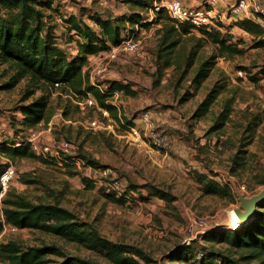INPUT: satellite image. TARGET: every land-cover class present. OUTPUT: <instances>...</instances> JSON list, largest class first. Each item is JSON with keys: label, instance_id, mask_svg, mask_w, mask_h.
Instances as JSON below:
<instances>
[{"label": "rangeland", "instance_id": "374dc122", "mask_svg": "<svg viewBox=\"0 0 264 264\" xmlns=\"http://www.w3.org/2000/svg\"><path fill=\"white\" fill-rule=\"evenodd\" d=\"M194 1L191 0L200 5L205 0ZM224 4L223 0H218L215 14L218 13L219 23L226 31L236 20L229 23L231 5L221 12ZM83 9L122 14L131 11V3L130 0H53L46 12L56 25L60 44L66 46L73 39L61 16L70 13L79 16ZM143 13L146 18L149 13L147 21L153 20L149 18L154 16L150 8ZM84 17L89 22L88 16ZM254 17L264 26V17ZM140 27L137 33L143 39L140 53H120L109 63L108 70L98 75L93 68L103 57V51L89 58L84 68L95 83L119 80L130 86L133 94L118 90L109 101L118 107L122 122L139 127V139L95 104L84 103L86 97L78 98L65 88L31 83L27 77L12 89L1 88L13 70L5 63L0 66V145L6 139H19L23 134L24 131L17 134L18 120L23 119L18 108L30 87L34 94L25 102L42 93L49 94L53 109L51 121L36 126L46 131L45 143L53 145L63 138L70 143L72 155H84L89 162L94 159L101 167L111 168V175L121 183L122 193L130 184L140 190L128 191L129 197L124 203L112 200L107 196L108 186L101 183L103 176L92 173L85 179L76 164L59 158L10 159L0 151V171L8 164L14 167L15 175L8 188L13 193L35 202H59L93 223L104 236L141 246L152 255L155 264H162L169 262L167 256L185 244V239L202 243L200 235L205 229H233L244 224L233 210L240 203L237 193L252 196L264 189V42L257 46L258 39L252 34L239 26L231 27L230 42L242 51L217 57L209 76L195 89L192 76L199 62L215 51V46L208 42L201 47L188 75L179 82L180 72L174 67L163 68L157 60L158 23L151 24L149 29ZM194 34L201 35L198 30H194ZM194 43V40H184L183 50L187 52ZM215 83L224 86L212 113L193 119L196 106ZM182 97L188 99L183 101ZM226 103L232 109L230 118L221 128L212 130L216 125L215 116ZM145 113L149 114L156 131L165 137L166 146L158 148L147 139L146 122L142 118ZM94 119L103 127H92L90 121ZM197 171L227 184L230 190L208 192L204 184L197 181ZM24 177L36 182H26ZM149 185L172 193L173 199L151 194ZM230 218L234 222H230ZM0 220H4L2 202ZM7 240L24 245L56 243L70 254L110 264L84 246L37 229L5 223L0 241ZM259 263L260 260H254L250 264Z\"/></svg>", "mask_w": 264, "mask_h": 264}, {"label": "trees", "instance_id": "16d2710c", "mask_svg": "<svg viewBox=\"0 0 264 264\" xmlns=\"http://www.w3.org/2000/svg\"><path fill=\"white\" fill-rule=\"evenodd\" d=\"M130 3L131 11L122 14L108 11L105 14L88 9H83L79 16L75 13L63 14L62 22L68 34L73 37L71 41L77 45L74 54L67 45L60 44L56 25L51 21L52 16L46 12V9L52 6L53 0H0V66L5 63L13 70L1 88L12 89L22 78L27 77L31 83L65 88L78 98H85L90 93L96 100V106L106 109L128 129L131 124L122 122L118 107L109 101V97L118 90L133 94L130 86L119 80L93 83L84 68L89 63V56L108 50L111 45L117 44L124 34L138 33L139 29L135 24L145 28H149L152 23L161 25L157 30V60L163 68L174 67L179 71V82L188 75V70L194 65L201 47L208 42L215 46V51L199 62L192 76L191 83L195 89L209 76L216 65L217 57H227L242 51L238 45L230 42L233 37L230 33L231 27L236 25L252 34L258 39L255 41L257 46L264 42V26L254 16L236 20L226 27V31L218 18L214 20L215 24L196 29L190 23H176L163 8L155 12L152 21H144L146 15L143 11L151 8L154 0H130ZM84 15L88 16L89 22ZM194 30H198L201 35H195ZM184 40L195 41L187 52L183 50ZM240 68L246 70L245 67ZM246 73L248 74L247 71ZM56 83H59V86H56ZM223 86L215 83L207 91L194 110L193 118L201 119L212 113L213 105ZM32 90L30 87L27 89V96L18 108L22 111L23 119L18 120L20 123L19 126L16 125L19 127L17 134L36 127L41 122L47 124L53 116L48 93H42L25 102L34 94ZM187 99L188 97H182L183 101ZM231 110L229 103H226L215 116L216 125L212 130H217L226 123ZM17 141L18 137L3 141L0 145L1 153L10 159L32 158L47 161L54 158L52 155L45 157L36 153L30 144L23 141L16 144ZM72 157H81L94 167L101 166L96 164L94 159L89 162L84 155H67L61 158L72 163ZM195 177L198 182L204 184L208 192L226 193L230 190L227 184L220 183L206 173L197 171ZM84 178L88 179L86 176ZM24 180L36 182L25 177ZM128 188L119 196L107 191V196L124 203L125 198L129 197L128 191L139 189L131 184ZM149 189L151 194L173 199L172 193L157 186L149 185ZM2 203L4 220H0V231L5 223L17 228L37 229L84 246L103 256L110 264H155L152 255L143 247L104 236L93 223L59 202H35L8 190ZM200 236L202 243L198 244L196 239L181 244L167 256L169 262L162 264H250L254 260H260L259 264H264V203L259 205L256 215L249 222L233 229L213 227ZM0 264L101 263L92 258L70 254L56 243L24 245L16 240H7L0 241Z\"/></svg>", "mask_w": 264, "mask_h": 264}, {"label": "built area", "instance_id": "2783aa9c", "mask_svg": "<svg viewBox=\"0 0 264 264\" xmlns=\"http://www.w3.org/2000/svg\"><path fill=\"white\" fill-rule=\"evenodd\" d=\"M187 1L188 0H154L153 6L150 9L155 13L156 11H159L161 8H163L176 23H190L196 29L201 26L215 24L214 20L217 18L219 19L217 16L218 13L215 14V11L218 7V0H205L204 3L200 5L188 3ZM230 14L234 15L235 17H243L245 15H257L258 17H264V1L237 0L231 5ZM142 46L143 39L137 33L124 34L117 44L111 45L108 50L104 51L103 57L100 59L98 65L93 68V71L98 75L105 73L108 70L109 63L117 58L120 53H140ZM97 55H101V53ZM92 82L95 83L94 81ZM55 85L59 86V83H56ZM84 103L96 105V100L89 93L85 98ZM100 109L104 114L110 115L106 109ZM142 118L146 122L145 135L147 139L158 148L166 146L165 137L156 131L155 125L153 121H151L149 114L145 113ZM90 125L94 128L103 127V124L96 119L91 120ZM128 126V130H130L131 133L137 139H139L141 135V130L139 127L137 125ZM50 129L51 125L49 124L48 130ZM45 133V130L37 127L28 128L24 130L21 136H19L16 144H20V141L28 143L36 153L42 154L45 157L52 155L54 158L63 160L61 157L67 155L72 156L70 152L71 145L67 140L61 138L53 145H49L44 142ZM71 160L72 163L77 165L83 176L89 178L92 173L101 175L105 178L101 180V183L106 187L108 186V192L116 193L117 196L122 194L123 188L121 187V183L116 177L111 175V168L101 166L94 167L81 157H72ZM14 175V167L11 164H8L0 175V202H2V199L5 197ZM207 230L209 229L203 230V233H205ZM190 242L191 240L188 238L184 240V243Z\"/></svg>", "mask_w": 264, "mask_h": 264}, {"label": "water", "instance_id": "95a60500", "mask_svg": "<svg viewBox=\"0 0 264 264\" xmlns=\"http://www.w3.org/2000/svg\"><path fill=\"white\" fill-rule=\"evenodd\" d=\"M237 194L240 203L239 206L234 207L233 210L242 223H247L256 215L259 205L264 203V189L252 196H246L241 192Z\"/></svg>", "mask_w": 264, "mask_h": 264}, {"label": "crops", "instance_id": "0c3cea01", "mask_svg": "<svg viewBox=\"0 0 264 264\" xmlns=\"http://www.w3.org/2000/svg\"><path fill=\"white\" fill-rule=\"evenodd\" d=\"M192 1H194V0H192ZM224 2H225V4H224V6H222L221 7V12L224 10V8H226L227 7V5H232V3L234 2V1H232V0H223ZM188 3H193V2H191V0H188L187 1ZM195 2V1H194ZM114 14H117V13H114ZM148 16H149V13L147 14V18H146V16H145V19H144V21H147V19H148ZM154 16H155V13H154ZM154 16H151V17H149L150 18V20H152V18H154ZM244 17H249V16H247V15H245V16H243V17H239L240 19H242V18H244ZM238 18L237 17H235L234 15H231V14H229L228 15V18H227V20L229 21V23H230V21H232V20H237ZM152 24H155V23H152ZM159 25V28H160V24H158ZM135 27L138 29L139 28V24H135ZM143 27L141 26L140 27V29H142ZM150 28V27H149ZM148 28V29H149ZM66 34H64V36H65ZM67 46H68V49L69 50H71V52L72 53H76V47H77V45L75 44V42H69L68 44H67ZM95 55H91V56H89V58H92V57H94ZM115 105V104H114ZM197 107V106H196ZM196 109V108H195ZM213 109V108H212ZM193 115V114H192ZM193 119H196V118H193Z\"/></svg>", "mask_w": 264, "mask_h": 264}, {"label": "bare ground", "instance_id": "6f19581e", "mask_svg": "<svg viewBox=\"0 0 264 264\" xmlns=\"http://www.w3.org/2000/svg\"><path fill=\"white\" fill-rule=\"evenodd\" d=\"M230 222H234V219L233 218H230V220H229Z\"/></svg>", "mask_w": 264, "mask_h": 264}]
</instances>
